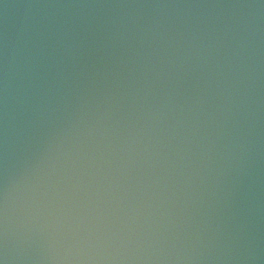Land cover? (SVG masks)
Returning a JSON list of instances; mask_svg holds the SVG:
<instances>
[{"label": "water", "instance_id": "obj_1", "mask_svg": "<svg viewBox=\"0 0 264 264\" xmlns=\"http://www.w3.org/2000/svg\"><path fill=\"white\" fill-rule=\"evenodd\" d=\"M0 264H264V0H0Z\"/></svg>", "mask_w": 264, "mask_h": 264}]
</instances>
